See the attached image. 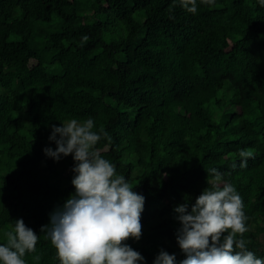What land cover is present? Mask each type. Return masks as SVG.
<instances>
[{"label": "trees", "instance_id": "obj_1", "mask_svg": "<svg viewBox=\"0 0 264 264\" xmlns=\"http://www.w3.org/2000/svg\"><path fill=\"white\" fill-rule=\"evenodd\" d=\"M196 2L0 0V245L23 219L38 236L25 264H60L41 227L75 193L74 160L43 150L52 125L88 118L145 197L142 236L125 242L143 264L161 249L185 259L173 209L212 187L210 168L241 196L242 238L264 258V6Z\"/></svg>", "mask_w": 264, "mask_h": 264}, {"label": "clouds", "instance_id": "obj_2", "mask_svg": "<svg viewBox=\"0 0 264 264\" xmlns=\"http://www.w3.org/2000/svg\"><path fill=\"white\" fill-rule=\"evenodd\" d=\"M207 5L215 0H201ZM264 6V0H259ZM187 12H197L196 0H180ZM87 40V37H83ZM107 133L94 131V120L72 119L57 127L52 125L44 154L55 161L72 156L74 167L71 181L75 193L54 209L49 224L41 232L56 249L60 264H143L144 257L130 245L129 239L142 236L141 214L145 197L133 191L124 176L116 173L115 165L102 158L97 143ZM240 166H247L252 151L241 149ZM212 187H206L194 204L184 202L173 211L180 225L176 242L185 259L180 264H264L248 250L243 234L248 231L247 217L241 196L231 183H223V174L210 168ZM209 179H207V185ZM227 233V235H225ZM6 244L0 245V264H25V254L35 250L37 234L23 219L14 221L5 234ZM241 237V238H238ZM153 264H176L175 254L163 249Z\"/></svg>", "mask_w": 264, "mask_h": 264}]
</instances>
